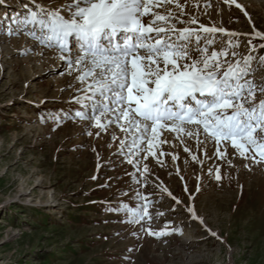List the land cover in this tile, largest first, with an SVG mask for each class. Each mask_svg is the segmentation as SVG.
Here are the masks:
<instances>
[{
	"label": "rangeland",
	"instance_id": "rangeland-1",
	"mask_svg": "<svg viewBox=\"0 0 264 264\" xmlns=\"http://www.w3.org/2000/svg\"><path fill=\"white\" fill-rule=\"evenodd\" d=\"M155 2L160 14L195 17L193 27L237 33L243 55L264 44L253 36L264 34V0H236L242 7L225 0ZM26 5L31 0H0V264H264V161L240 157L231 144L227 160L217 159L211 142L198 147L166 131L155 157L141 159L139 169L128 164L111 137L113 131L123 137L118 128L97 136L88 121L69 118L79 108L69 100L79 95L81 73L69 74L55 46L17 31L23 26L14 18ZM79 46L69 38L73 56ZM252 55L256 67L264 48ZM250 78L264 81V66ZM122 203L147 205L151 218L126 222L129 214L116 210Z\"/></svg>",
	"mask_w": 264,
	"mask_h": 264
},
{
	"label": "snow or ice",
	"instance_id": "snow-or-ice-1",
	"mask_svg": "<svg viewBox=\"0 0 264 264\" xmlns=\"http://www.w3.org/2000/svg\"><path fill=\"white\" fill-rule=\"evenodd\" d=\"M31 3L22 16L14 18L23 26L17 31L42 46H55L69 74L81 73L76 76L79 95L69 100L79 108L69 118L88 121L86 128L95 127L97 136L118 128L123 137L115 131L111 137L119 140L118 153L124 154L128 164L139 169L141 159L155 157L154 149L167 142L161 139L166 131L181 142L185 137L195 139L198 147L211 142L217 159L227 160L226 146L231 144L240 157L264 161V81L250 78L257 67L264 66V57H259L254 67L257 58L252 55L264 44L252 45L249 39L252 47L243 55L236 51L237 33L204 24L193 27L198 20L182 19V10L179 15L160 14L154 11L159 6L155 0ZM176 6L181 8L179 3ZM8 33L13 34L11 27ZM73 36L80 45L75 56L69 48ZM253 36L264 39L258 31ZM192 159L202 163L195 155ZM143 170L148 171L146 164ZM216 179H221L218 168ZM121 209L129 214L128 223L151 218L147 205L131 208L122 203L116 210ZM189 211L195 215L194 209ZM148 234L167 233L149 229Z\"/></svg>",
	"mask_w": 264,
	"mask_h": 264
},
{
	"label": "bare ground",
	"instance_id": "bare-ground-1",
	"mask_svg": "<svg viewBox=\"0 0 264 264\" xmlns=\"http://www.w3.org/2000/svg\"><path fill=\"white\" fill-rule=\"evenodd\" d=\"M236 5H237V3L235 2V3H234L233 5H231V6L237 7ZM240 6H241V4H240ZM241 7H242V6H241ZM198 27H199V25H198ZM198 27H197V28H198ZM217 34H219V33H217Z\"/></svg>",
	"mask_w": 264,
	"mask_h": 264
}]
</instances>
